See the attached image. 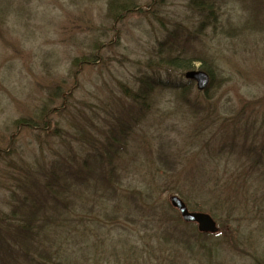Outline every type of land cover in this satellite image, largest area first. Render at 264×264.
I'll return each instance as SVG.
<instances>
[{
    "label": "rangeland",
    "instance_id": "rangeland-1",
    "mask_svg": "<svg viewBox=\"0 0 264 264\" xmlns=\"http://www.w3.org/2000/svg\"><path fill=\"white\" fill-rule=\"evenodd\" d=\"M254 1L227 0L223 21L242 27ZM121 5L131 9L122 17L118 16ZM259 19L264 22V12ZM199 21L188 0H0V151L10 150L12 160L25 162H32L42 151L48 153L49 145H59L52 135L56 128L68 131L71 117L78 118L101 100L117 98L121 87L132 84L167 29L181 23L194 31ZM246 31L233 39L211 36L210 31L200 36L205 53L211 55L207 65L212 67L214 81L203 91L195 83L190 97L209 101L212 114L194 113L174 91L158 90L153 113L136 128L117 159L119 189L130 191L132 209L145 199L166 216L181 217L178 209L168 211L170 197L179 196L193 211L201 198L197 191L212 185L220 199L237 200L241 209L232 217L249 206V212L237 220L225 213H208L217 220L215 225L222 228L220 233L227 242L217 255L210 251V241L193 249L182 245L162 264H258V260L264 264V213L260 215L264 211V181L245 187L236 176L234 163L223 158L210 160L205 146L207 142L211 147L219 145L225 127L219 125L234 117L245 101L254 104L249 112L256 114L257 120L264 117V30ZM95 43H104L103 50L96 49ZM84 58L87 64L80 63ZM202 63L193 61L192 70L202 69ZM176 78L187 82L181 72ZM55 90L61 95L54 94ZM47 104L53 109L66 106L47 118L46 131L50 133L18 125L22 117H40L37 114ZM8 165L0 161V211L4 212L9 209L11 186L4 177ZM134 191L142 195L133 197ZM254 193L258 200L251 203L256 206L247 202ZM85 198L91 201L71 215L76 221L84 217L92 227L88 248H82L86 247L84 241L73 246L76 263L137 264L126 260V255L117 257L116 251L128 247L139 252L144 249L147 264L156 263L155 256L149 259V246L158 249V239H151L153 228L145 230L141 221L136 222L142 218L140 213L129 216L132 211L125 214L122 210L109 219L95 198ZM108 200L109 205L115 204L111 197L102 199ZM207 203L203 207H217L213 201ZM147 217L152 219L150 214ZM72 233L77 234V229Z\"/></svg>",
    "mask_w": 264,
    "mask_h": 264
},
{
    "label": "trees",
    "instance_id": "trees-1",
    "mask_svg": "<svg viewBox=\"0 0 264 264\" xmlns=\"http://www.w3.org/2000/svg\"><path fill=\"white\" fill-rule=\"evenodd\" d=\"M261 1L264 2L254 1L247 23L236 27L231 22L223 21L227 0H188L189 8L200 19L197 29L190 31L181 23L167 29L165 37L158 42L157 51L152 49L143 67L136 72L132 84L121 87L117 98L101 100L97 107L79 113L78 118L71 117L68 131L59 128L53 131V137L59 141L58 146L49 145L48 153L42 151L32 162L12 160L10 157L14 153L11 154L10 150L0 151V161L7 162L10 168L4 177L11 181L9 209L7 212L0 211V264H88L86 261L76 263L73 246L78 241L79 244L84 241L86 247L82 248H88L91 224L84 217H78L76 221L71 216L77 207H86L91 201L86 200L85 196L95 198L97 201L94 202L110 216L109 219L115 218L122 210H125V214L132 211L129 216L140 213L142 218L136 222L141 221L145 230L153 228L151 239H158V249L149 244V259L155 256L154 264H162L163 259L169 260L172 251L182 245L193 249L207 241L211 242L210 251H216L217 255L218 249L227 243L223 241L219 226L217 231L201 230L196 223L184 221L179 214L166 216L164 210L160 211L145 199L137 202L132 209L128 202L130 191L119 189L121 177L117 159L127 149L126 142L136 128L153 113L157 103L154 95L158 90L174 91L179 100L189 103L194 113L212 114L209 101L203 103L200 98L191 99L195 82L185 77V73L192 70L193 61L198 60L203 62L201 70L209 74L210 84L214 81L212 67L207 65L210 64L211 55L209 57L205 53L200 36L209 35L210 31L211 36L222 35L233 39L240 34L245 35L246 30L252 33L263 31L264 22L259 19L264 12ZM130 10V6L121 5L118 16L122 17ZM104 46V43H95L96 49L103 50ZM80 63L87 64V59H82ZM178 72L184 75L187 82L176 78ZM54 94L61 95L59 90H55ZM253 107L252 102L245 101L234 117L224 119L219 125H225L220 131L219 145L216 148L211 147L209 142L205 145L210 160L223 158L228 164L231 161L234 163L238 172L236 176L244 186L264 181V117L257 120L256 114L249 112ZM65 108L64 105L58 109ZM58 109L47 104L37 114H41L40 117H22L17 123L20 127L50 133L46 131L49 126L47 118L58 113ZM214 186L197 191L201 198L195 202L193 211L213 213L215 216L225 213L228 217L237 214L241 209L237 200L233 203L232 198L220 199ZM132 194L133 197L142 195L135 191ZM104 197H111L115 204L109 205L110 200L103 202ZM257 200L258 194L254 193L247 202ZM210 201L216 203L217 207H203L202 204ZM169 205L168 211L177 212L172 204ZM244 212H249V206L232 219H241ZM149 214L152 219L147 217ZM149 221L152 224H146ZM97 227L102 226L97 223ZM74 229H77V234L72 233ZM145 253L144 249L139 252L129 247L116 251L117 257L126 255V260H134L137 264H147ZM211 257L214 255L211 254ZM258 264L263 262L258 260Z\"/></svg>",
    "mask_w": 264,
    "mask_h": 264
},
{
    "label": "water",
    "instance_id": "water-1",
    "mask_svg": "<svg viewBox=\"0 0 264 264\" xmlns=\"http://www.w3.org/2000/svg\"><path fill=\"white\" fill-rule=\"evenodd\" d=\"M185 77L194 80L200 91L206 90L210 83L209 74L201 69L189 70L185 73ZM170 202L179 210L184 221L195 222L204 231H217L215 221L208 213L190 211L185 202L177 195H172Z\"/></svg>",
    "mask_w": 264,
    "mask_h": 264
}]
</instances>
